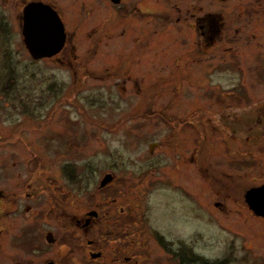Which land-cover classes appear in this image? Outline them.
Returning <instances> with one entry per match:
<instances>
[{"label": "rangeland", "instance_id": "obj_1", "mask_svg": "<svg viewBox=\"0 0 264 264\" xmlns=\"http://www.w3.org/2000/svg\"><path fill=\"white\" fill-rule=\"evenodd\" d=\"M29 1L0 0L5 197L20 202L26 183L32 203L57 233L65 226L62 214L95 212L87 235L75 228L63 235L85 248L86 239L94 240L111 261L136 249L133 218L140 201L152 211L155 201L173 208L188 202L192 242L209 262L264 264V222L250 225L248 233L255 218L249 221L244 201L249 182H264V83L251 75L250 62L242 56L235 77L210 79L206 72L218 62L210 55L224 56L218 45L205 49V72L194 54L189 63L187 49L197 35L187 36L177 12L164 18L183 0H127L155 13L127 18L120 12L124 6L110 0H40L60 15L67 38L58 55L33 60L19 19ZM233 111L239 119L227 125L221 115ZM228 126L234 138L224 134ZM105 173L113 180L99 188ZM214 201L226 203V210H216ZM195 205L204 214L194 213Z\"/></svg>", "mask_w": 264, "mask_h": 264}, {"label": "flooded vegetation", "instance_id": "obj_2", "mask_svg": "<svg viewBox=\"0 0 264 264\" xmlns=\"http://www.w3.org/2000/svg\"><path fill=\"white\" fill-rule=\"evenodd\" d=\"M183 1V7L177 6L176 11L168 12L169 16L164 17L165 13L157 14V16L168 18L177 12V22L180 23V19L183 20L181 26L186 28L187 36L190 37V31L197 35V40L192 45L189 44L187 49L189 52L186 58L189 59V63L192 60V54H194L199 60L200 73L201 71L205 72V67L208 66L207 60L202 58L205 56V49L215 47L213 48L215 51L220 45L224 56L218 59L217 53L210 55L215 62L218 60L217 64L211 65L212 67L206 72L210 79L216 76L235 77L234 74L239 72L236 70L238 68L235 64L240 57L244 56L246 61L250 62L251 75L262 78L264 83V0ZM110 2L113 5L122 4L124 9L120 6V12L126 18L136 12L141 16L155 14L152 11L153 8L144 7L137 1L110 0ZM144 11L149 12L144 13ZM149 17L153 18V16ZM146 23H149L148 19ZM216 89L218 90V88ZM203 94L210 93L205 90ZM261 110L262 118H264V107ZM233 112L221 115L227 120V125L229 122L236 123V120L239 119L238 115ZM201 114L207 115L204 110ZM236 115L237 117H235ZM256 121L258 124L262 119L258 117ZM228 130L224 131V134L234 138L236 131L230 126H228ZM156 145L155 142L150 143L149 149L152 151ZM248 176L250 179V159L248 160ZM168 183V185H174L173 182ZM30 184V182L27 183L29 186ZM248 184L244 190L245 193L247 192V198L244 193L246 211L249 221L250 215L255 218V222L252 219L253 222L251 224L249 222L248 233H250V225L253 228L256 222H264V192L255 198L250 196V189L264 186V182L251 186L250 182ZM172 189H176L183 196H189V193L179 185H174ZM0 190V264H116L115 260H119L117 264H218L209 262L204 257L205 255L198 251L195 241L192 242V233L189 229L190 204L188 202L183 206L179 205L177 208H173L165 200H161L160 203L155 201L152 211V208H147L146 203L141 205L140 201L133 218L136 223L134 228L136 249L131 251L130 255L116 256L111 261L109 253H104L100 247L94 248V240L86 239L87 247L85 248L76 245V240L74 241L72 236L63 235V231L74 228L87 235L86 232L95 224L97 217L95 212L91 215L65 216L62 214L65 226L60 224V233H57L54 227L49 224L46 215L44 214L42 217L36 209V205L32 203L33 201L29 197L30 193L26 190V183L23 198L19 200L21 203L15 197H5L9 193L4 195L3 189ZM225 204L223 201H214L212 205L216 210L221 211L222 208L226 210ZM192 209L194 213L204 214L201 207L196 210L197 205ZM61 210L59 206V211ZM147 210L151 211L150 215H146ZM195 234L199 239L204 237L202 231L197 230ZM248 243L250 246V235ZM219 264H227V260H222ZM247 264L255 263L252 259Z\"/></svg>", "mask_w": 264, "mask_h": 264}, {"label": "water", "instance_id": "obj_3", "mask_svg": "<svg viewBox=\"0 0 264 264\" xmlns=\"http://www.w3.org/2000/svg\"><path fill=\"white\" fill-rule=\"evenodd\" d=\"M20 33L22 43L34 60L53 57L64 46L66 33L64 24L57 11L42 1L25 3L20 12ZM113 180L111 173H105L99 180L102 188ZM264 186L251 188L250 196L258 198ZM247 198V193H245ZM250 197V198H251Z\"/></svg>", "mask_w": 264, "mask_h": 264}]
</instances>
